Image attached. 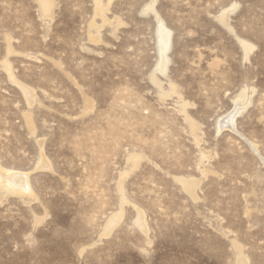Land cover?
<instances>
[{
    "label": "rangeland",
    "instance_id": "rangeland-1",
    "mask_svg": "<svg viewBox=\"0 0 264 264\" xmlns=\"http://www.w3.org/2000/svg\"><path fill=\"white\" fill-rule=\"evenodd\" d=\"M47 1L0 0V264H264V0Z\"/></svg>",
    "mask_w": 264,
    "mask_h": 264
},
{
    "label": "bare ground",
    "instance_id": "bare-ground-1",
    "mask_svg": "<svg viewBox=\"0 0 264 264\" xmlns=\"http://www.w3.org/2000/svg\"><path fill=\"white\" fill-rule=\"evenodd\" d=\"M41 3L43 4L44 7L47 6L48 4V1L47 0H41ZM159 33V32H158ZM160 34V33H159ZM166 39H167V34L164 33V35L161 37V44H162V47L165 46V43H166ZM249 47V46H248ZM232 118V117H231ZM230 118V119H231ZM228 119V120H230ZM232 120V119H231ZM228 122H226L227 124ZM220 124V123H219ZM230 124V123H229ZM26 177L23 176V175H18V174H11V175H8L6 176L4 179H6L5 181L7 182L6 184L9 185L8 183H10V185H14L17 187V190H24L27 188V182H26ZM14 187V188H16Z\"/></svg>",
    "mask_w": 264,
    "mask_h": 264
}]
</instances>
